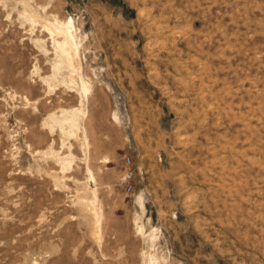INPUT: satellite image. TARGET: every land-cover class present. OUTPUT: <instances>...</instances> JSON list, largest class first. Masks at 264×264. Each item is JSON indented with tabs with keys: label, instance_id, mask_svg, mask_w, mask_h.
<instances>
[{
	"label": "rangeland",
	"instance_id": "obj_1",
	"mask_svg": "<svg viewBox=\"0 0 264 264\" xmlns=\"http://www.w3.org/2000/svg\"><path fill=\"white\" fill-rule=\"evenodd\" d=\"M0 264H264V0H0Z\"/></svg>",
	"mask_w": 264,
	"mask_h": 264
},
{
	"label": "bare ground",
	"instance_id": "obj_2",
	"mask_svg": "<svg viewBox=\"0 0 264 264\" xmlns=\"http://www.w3.org/2000/svg\"><path fill=\"white\" fill-rule=\"evenodd\" d=\"M59 35L63 36V42L58 41L59 48L64 57L72 62V60L79 54V46L77 36L71 24L68 25L67 29L59 31ZM87 88L88 86H84L85 90H88Z\"/></svg>",
	"mask_w": 264,
	"mask_h": 264
}]
</instances>
